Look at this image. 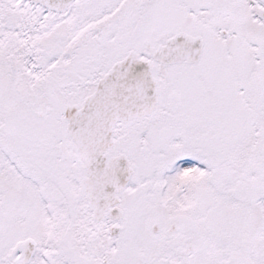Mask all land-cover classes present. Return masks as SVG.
<instances>
[{
  "label": "snow or ice",
  "instance_id": "obj_1",
  "mask_svg": "<svg viewBox=\"0 0 264 264\" xmlns=\"http://www.w3.org/2000/svg\"><path fill=\"white\" fill-rule=\"evenodd\" d=\"M0 264H264V0H0Z\"/></svg>",
  "mask_w": 264,
  "mask_h": 264
}]
</instances>
